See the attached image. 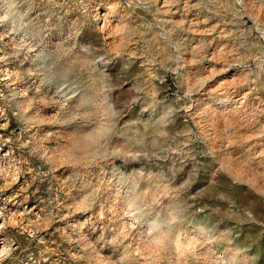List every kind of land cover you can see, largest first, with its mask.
<instances>
[{
    "label": "clouds",
    "instance_id": "clouds-1",
    "mask_svg": "<svg viewBox=\"0 0 264 264\" xmlns=\"http://www.w3.org/2000/svg\"><path fill=\"white\" fill-rule=\"evenodd\" d=\"M0 264H264V0H0Z\"/></svg>",
    "mask_w": 264,
    "mask_h": 264
}]
</instances>
